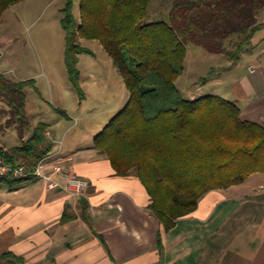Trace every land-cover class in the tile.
I'll return each instance as SVG.
<instances>
[{"label":"trees","instance_id":"trees-1","mask_svg":"<svg viewBox=\"0 0 264 264\" xmlns=\"http://www.w3.org/2000/svg\"><path fill=\"white\" fill-rule=\"evenodd\" d=\"M23 0H0V20ZM153 0H73L62 8L69 81L81 98L85 93L78 68L80 55L91 50L82 39L97 40L112 58L129 91L126 105L94 139L118 175L136 171L151 196V208L167 230L195 211L210 190L244 183L264 173V124L244 120L240 106L223 96L184 97L177 86L185 71L187 43L238 60L261 27L264 0H189V13L147 21ZM177 4L173 13L179 9ZM235 47V49H233ZM31 80H13L0 72V94L14 117L26 125ZM49 124L39 122L20 146L0 155L13 163L21 156L39 161ZM33 179L0 177L12 187ZM1 264H23L22 257L3 253Z\"/></svg>","mask_w":264,"mask_h":264},{"label":"crops","instance_id":"crops-1","mask_svg":"<svg viewBox=\"0 0 264 264\" xmlns=\"http://www.w3.org/2000/svg\"><path fill=\"white\" fill-rule=\"evenodd\" d=\"M258 19L261 27L250 40L247 64L238 70L239 60L220 54L225 57L211 72L215 95L236 102L242 119L264 124V8ZM99 48L104 50L100 43ZM126 90L127 100L119 96L106 105L114 116L129 99ZM201 90L184 97L203 96ZM58 110L69 116L67 109ZM56 136L49 125L42 146L49 148L45 171L65 163L87 181V189L81 194L68 191L57 175L59 187L44 180L39 191L28 192L24 183L11 186V196H24L20 203L0 207V257L11 251L23 264H264V181L255 177L264 173L210 190L195 211L167 230L137 172L118 175L109 157L94 148L96 136L89 143L76 140L60 146ZM36 180L42 179L27 182Z\"/></svg>","mask_w":264,"mask_h":264},{"label":"rangeland","instance_id":"rangeland-1","mask_svg":"<svg viewBox=\"0 0 264 264\" xmlns=\"http://www.w3.org/2000/svg\"><path fill=\"white\" fill-rule=\"evenodd\" d=\"M67 1L23 0L11 6L0 20V51L4 52L0 60V72L13 80L32 82L25 89L26 125L15 119L12 107L0 94V144L6 148L22 145L33 135L39 122L53 126L57 146L68 145L76 140L82 144L89 143L92 135L95 137L114 117L113 110L106 108L110 104L108 102L113 98L117 100L119 96L120 99L124 96L126 100L128 98L124 80L116 71L112 58L99 48L96 40L82 39L85 47L96 51V54L85 52L80 55L78 68L84 98L78 95L70 83L65 56L66 35L61 24V10ZM188 1L153 0L147 21L164 20L173 23L174 15L177 17L189 13L191 8ZM73 4L78 19L80 0H73ZM177 4H180L179 9L173 13ZM250 45L251 41L241 50L238 70L247 64ZM187 50L185 71L177 80L179 89L186 97L199 88L202 89V95L216 93L213 87L215 73L211 72V67L220 65L225 56L219 58L220 54L193 41L187 43ZM60 108L67 109L69 116L60 113ZM71 126L73 129L69 130ZM39 162L21 156L17 164L35 166ZM255 177L264 181V174ZM43 185V180L23 184L24 189L29 186L28 192L39 191ZM10 189L8 183L0 182V207L10 202H22L24 194L11 196Z\"/></svg>","mask_w":264,"mask_h":264},{"label":"built area","instance_id":"built-area-1","mask_svg":"<svg viewBox=\"0 0 264 264\" xmlns=\"http://www.w3.org/2000/svg\"><path fill=\"white\" fill-rule=\"evenodd\" d=\"M4 56V52L0 51V60ZM46 159L40 160L35 165L17 164L9 161L7 158L0 155V177H9L15 179H28L36 177L46 182H50V187H59L61 183L54 178L59 176L64 182V188L68 191H73L76 194L84 193L87 189L88 183L82 179L81 176L65 163L55 164L51 172L45 171Z\"/></svg>","mask_w":264,"mask_h":264}]
</instances>
